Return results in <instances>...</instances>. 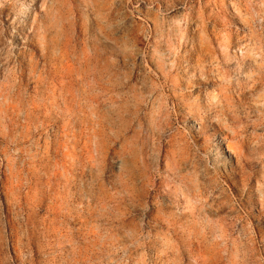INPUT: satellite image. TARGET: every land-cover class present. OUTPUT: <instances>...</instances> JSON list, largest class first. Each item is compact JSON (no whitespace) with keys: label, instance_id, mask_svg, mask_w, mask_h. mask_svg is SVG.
Masks as SVG:
<instances>
[{"label":"rangeland","instance_id":"rangeland-1","mask_svg":"<svg viewBox=\"0 0 264 264\" xmlns=\"http://www.w3.org/2000/svg\"><path fill=\"white\" fill-rule=\"evenodd\" d=\"M187 1L0 0V264H264V0Z\"/></svg>","mask_w":264,"mask_h":264},{"label":"bare ground","instance_id":"bare-ground-1","mask_svg":"<svg viewBox=\"0 0 264 264\" xmlns=\"http://www.w3.org/2000/svg\"><path fill=\"white\" fill-rule=\"evenodd\" d=\"M170 1H172L173 4H175V3L177 2V0H170ZM181 2H182L184 5H186V4L188 3L187 0H181ZM162 7H164V9L166 8V6H162ZM173 12H175V9L173 10ZM171 14H173V13H171ZM186 118L191 119V121H190L191 123H194V122H195V121L192 119V117L189 116V115H187ZM208 156L211 157V158H212V157L214 158V155H213V153L211 152V150H210Z\"/></svg>","mask_w":264,"mask_h":264}]
</instances>
